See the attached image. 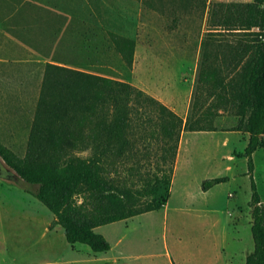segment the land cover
Returning a JSON list of instances; mask_svg holds the SVG:
<instances>
[{
  "label": "rangeland",
  "instance_id": "374dc122",
  "mask_svg": "<svg viewBox=\"0 0 264 264\" xmlns=\"http://www.w3.org/2000/svg\"><path fill=\"white\" fill-rule=\"evenodd\" d=\"M31 1L21 6V0H0V23L21 18L28 27L18 35L31 40L36 22L60 20L82 39L63 40V63L129 82L152 96L175 99L163 81L193 74L191 56H169L164 37L174 35L175 42H190L195 49L209 27L208 7L181 8L170 0H151L152 7L144 0H34L25 6ZM109 31L136 39L131 67L115 51ZM16 52L18 61L0 63V142L22 156L44 65ZM232 116L224 111L216 117V130L181 131L165 207L99 226L95 231L113 246L98 254L99 262L81 263L79 255L92 252L89 247L69 244L42 203L0 180V264H244L252 246L250 178L242 156L247 134L231 129L236 124ZM252 160L264 204V147L254 151ZM216 177L224 180L203 191L202 182Z\"/></svg>",
  "mask_w": 264,
  "mask_h": 264
},
{
  "label": "trees",
  "instance_id": "16d2710c",
  "mask_svg": "<svg viewBox=\"0 0 264 264\" xmlns=\"http://www.w3.org/2000/svg\"><path fill=\"white\" fill-rule=\"evenodd\" d=\"M170 3L208 7L185 119L129 82L45 63L26 150L20 156L0 142V155L35 185L27 192L53 214L69 244L100 253L110 243L96 227L167 203L181 131L216 130L214 118L227 111L239 117L231 129L248 135L242 156L250 178L252 246L244 264H264V204L252 160L264 147V0ZM109 36L131 67L136 39L115 31ZM223 180L206 179L202 189Z\"/></svg>",
  "mask_w": 264,
  "mask_h": 264
},
{
  "label": "crops",
  "instance_id": "0c3cea01",
  "mask_svg": "<svg viewBox=\"0 0 264 264\" xmlns=\"http://www.w3.org/2000/svg\"><path fill=\"white\" fill-rule=\"evenodd\" d=\"M25 1L26 0H21L20 2L21 6L25 3ZM32 1L30 3L26 2L27 5L25 6L30 7L32 5L31 3H33ZM7 21H8L6 22L7 24L0 23V63H11L18 61L17 58L14 59V57L18 53L16 51L19 50L22 51L20 52L21 55L26 54V56L30 59L29 61L33 62L37 66L40 65L43 66L45 63H53L57 65H62V66L65 65L71 67L70 65H66L65 63H63V40L67 42L72 40L75 41L79 40V42H82L81 36L73 29L67 27L63 28V24L61 23L60 20L58 21L56 19L46 18L43 19L42 21H38L35 23L37 29H35L33 33L36 36L33 34L31 40L29 39L24 40L20 35H18V32L21 30L22 31L26 30L25 27H28L27 24L23 23L21 18L16 19V17L12 18L11 20L8 19ZM201 38L202 36L195 44V49H194V45L191 47V43L184 40L182 44H178L177 42H175L174 35H169L164 37V41H163V44L166 46L165 48L169 51V56L175 59L176 56H178L179 59H183L187 57H189L190 59L191 56V64L193 65V74L192 77L188 78L189 80L184 79L181 81L180 79H175L174 77L173 78L166 77V81L165 80L163 81L166 90L174 91L176 93L175 96L176 98L174 99L170 96H166V94L163 96L161 95L154 96L163 104H165L167 107H169L171 110H173L175 113H177L179 116H181L183 119H185L189 113L190 103L192 99V92L195 87L198 62L200 58ZM3 53H5L4 55L7 56H3ZM56 56L60 58L59 61L53 59ZM23 61L27 62V60H23ZM72 68L90 72L88 70L79 67H72ZM172 68H174V66ZM182 82L184 83L183 84L184 87L181 86ZM185 83H187L188 85H185ZM222 112L223 111L220 110L219 113L222 114ZM220 114L217 115L216 117H219ZM216 117L214 118V122L217 121ZM232 117H234L235 118L234 120L237 122L239 117L235 115ZM174 170H175V166L173 168V174H174ZM172 180L173 179H171V181ZM116 222H112V223H116ZM98 227H96L95 230L98 229ZM112 248L113 246L110 245L109 250L100 253L107 254L112 250ZM85 250H86L85 256L79 255L81 259L80 261L81 263H89L91 261L99 262V257H98L99 253L89 252L87 249Z\"/></svg>",
  "mask_w": 264,
  "mask_h": 264
},
{
  "label": "water",
  "instance_id": "95a60500",
  "mask_svg": "<svg viewBox=\"0 0 264 264\" xmlns=\"http://www.w3.org/2000/svg\"><path fill=\"white\" fill-rule=\"evenodd\" d=\"M0 180L21 190H33L35 185L24 179L13 167L8 165L0 155Z\"/></svg>",
  "mask_w": 264,
  "mask_h": 264
}]
</instances>
